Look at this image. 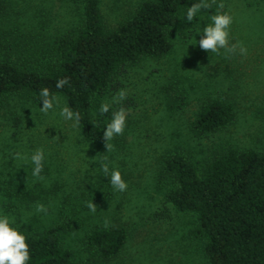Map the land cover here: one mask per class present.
Wrapping results in <instances>:
<instances>
[{
    "label": "rangeland",
    "instance_id": "obj_1",
    "mask_svg": "<svg viewBox=\"0 0 264 264\" xmlns=\"http://www.w3.org/2000/svg\"><path fill=\"white\" fill-rule=\"evenodd\" d=\"M143 1L101 0L104 23L115 28ZM221 2L223 9L217 7ZM187 9L166 56L125 67L97 97L92 111L102 128L98 141H87L79 123L60 115L69 108L63 94L50 96L54 107L47 114L30 93L0 103V217H9L10 227L39 233L60 219L69 221L72 228L62 238L75 264H211L193 235L197 216L178 211L168 199L173 181L163 163L170 152L182 151L202 171L226 145L264 150V0H216L191 23L185 19ZM218 12L232 16L229 44L246 47V56L239 46L219 53L199 47L203 27ZM82 19L81 0H0L1 54L29 69L38 66L55 38ZM120 90L126 99L115 103ZM216 94L235 105V118L219 131L199 134L193 121ZM103 103L110 108L101 115ZM121 108L126 127L107 150L103 132ZM37 149L44 152L39 177L33 176L30 159ZM105 164L110 172H121L126 191L113 189L102 170ZM88 203L95 204L94 213ZM37 204L47 213L37 212ZM115 224L128 228L123 251L109 260L92 256L89 231Z\"/></svg>",
    "mask_w": 264,
    "mask_h": 264
},
{
    "label": "trees",
    "instance_id": "obj_2",
    "mask_svg": "<svg viewBox=\"0 0 264 264\" xmlns=\"http://www.w3.org/2000/svg\"><path fill=\"white\" fill-rule=\"evenodd\" d=\"M83 19L55 38L38 66L26 68L0 51V103L30 93L41 102V90L63 94L80 114L83 137L96 142L102 128L93 116L97 97L116 75L143 58H161L173 48V30L191 0H145L125 21L109 28L101 0H81ZM67 78L62 88L56 82ZM235 105L220 94L208 97L193 121L199 134L219 131L235 118ZM173 187L168 199L181 212H192L193 235L211 264H264V150L226 145L203 168L182 151L164 159ZM72 224L60 219L39 233H23L31 259L26 264H75L74 252L62 238ZM129 238L124 224L96 225L88 233L91 254L113 259ZM87 264V263H82Z\"/></svg>",
    "mask_w": 264,
    "mask_h": 264
},
{
    "label": "clouds",
    "instance_id": "obj_3",
    "mask_svg": "<svg viewBox=\"0 0 264 264\" xmlns=\"http://www.w3.org/2000/svg\"><path fill=\"white\" fill-rule=\"evenodd\" d=\"M216 0H197L193 3L186 12V21L191 23L196 18V14L202 9H210ZM218 8L223 9L224 4L221 2L217 5ZM233 23L232 16L227 12H218L211 16V23L203 27V36L198 41L199 47L210 53H219L220 49H225L228 52H235L239 46L240 55L246 56L247 49L243 45H230V30ZM195 44V43H194ZM68 83V79L62 78L56 82L57 88H62ZM50 98L48 89L41 90V103L40 111L47 114L49 110L53 109V100ZM126 99V92L120 90L116 96L113 97V102L119 103ZM110 105L103 103L100 106V114L104 115L109 112ZM60 115L65 120H74L77 124L80 121V114L74 113L70 108L64 107L60 111ZM127 123V116L125 111L121 108L112 113L110 122L107 124L103 132V140L107 150H111V144L108 143L115 136L123 135ZM15 158H22L19 153L14 154ZM26 159V158H25ZM31 162L34 164L33 176L39 177L43 171L44 152L42 149H37L31 155ZM102 170L106 176H109L110 184L113 189L118 192L127 190V183L122 178V174L118 169H112L111 172L107 164L102 166ZM110 172V175H109ZM91 212L96 211V206L93 203L86 205ZM37 212L47 213V208L43 204L36 205ZM9 217H0V264H26L31 259L29 245L26 243V237L16 229L10 227Z\"/></svg>",
    "mask_w": 264,
    "mask_h": 264
}]
</instances>
